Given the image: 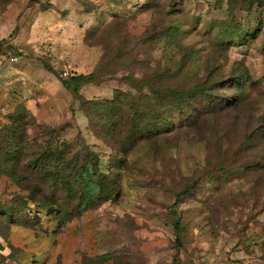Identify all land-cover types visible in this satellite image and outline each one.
Instances as JSON below:
<instances>
[{"label":"rangeland","instance_id":"374dc122","mask_svg":"<svg viewBox=\"0 0 264 264\" xmlns=\"http://www.w3.org/2000/svg\"><path fill=\"white\" fill-rule=\"evenodd\" d=\"M0 167V264H264V0H0Z\"/></svg>","mask_w":264,"mask_h":264},{"label":"trees","instance_id":"16d2710c","mask_svg":"<svg viewBox=\"0 0 264 264\" xmlns=\"http://www.w3.org/2000/svg\"><path fill=\"white\" fill-rule=\"evenodd\" d=\"M174 38H176V37L174 36ZM175 43H178V40L177 39H176V42ZM112 53H114L113 50H112ZM47 70L51 71V69H49V67H48ZM91 80H92L91 74L88 75V76L87 75H79V76H76V77L75 76L70 77V78L68 77V79H65V80H62L61 79L60 80V83H61L62 87L65 88V89H67V91H69L72 95H76V94H78V89L83 84L92 82ZM196 92H201V89L200 88H194V89H192V93H196ZM213 111H214L213 112V115H215L216 112H215V110H213ZM229 116H233V117H235V119L239 118L238 111L237 110H232L230 107L225 108V112H223V114H221V117H229ZM16 127H17V125H15L13 123L12 124V127L11 128H8V133L9 134L6 137V139H7L6 142H8V144H9L8 145V148H9V151H11V152L17 147L16 142H17V137L19 135V131L16 130ZM19 150H20V146H19ZM2 171L4 172V169H2ZM6 174L7 175H10L9 172H6ZM26 180L28 181V179L21 180L20 183H19V185L22 186V187L25 186L27 184V181ZM100 180H102V179H100ZM99 184L101 185V182ZM26 188H28V187L25 186L23 189H26ZM80 204H81V202H80ZM178 226H179V223L176 222L174 224V229H177Z\"/></svg>","mask_w":264,"mask_h":264},{"label":"built area","instance_id":"2783aa9c","mask_svg":"<svg viewBox=\"0 0 264 264\" xmlns=\"http://www.w3.org/2000/svg\"><path fill=\"white\" fill-rule=\"evenodd\" d=\"M65 73H66V74H65V76H64V77L68 76V73H67V71H65ZM63 75H64V74H63Z\"/></svg>","mask_w":264,"mask_h":264}]
</instances>
